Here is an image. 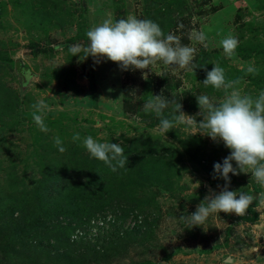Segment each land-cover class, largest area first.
Wrapping results in <instances>:
<instances>
[{
	"label": "rangeland",
	"instance_id": "obj_1",
	"mask_svg": "<svg viewBox=\"0 0 264 264\" xmlns=\"http://www.w3.org/2000/svg\"><path fill=\"white\" fill-rule=\"evenodd\" d=\"M167 5L176 22L171 30L161 22ZM130 15L194 47L193 64L122 70L68 51L87 46L86 32L104 19ZM196 31L206 34L207 47L190 38ZM228 35L239 40L232 58L220 45ZM253 62L258 74H246ZM214 65L226 79L240 78L244 94L264 90V0H0V264H70L72 250L87 254L85 264H264V206L254 202L243 216L213 214L201 227L179 219L195 212L210 188L220 191L225 181L213 179V165L230 150L184 125L163 135L156 114L143 108L162 93L199 122L197 96L220 101L224 93L205 87L195 67ZM39 100L50 108L46 133L33 120ZM136 103L138 112L130 109ZM163 115L171 119L173 107ZM77 132L81 141L73 142ZM87 136L121 144L126 166L113 172L91 157L82 145ZM229 176L231 191L264 193L250 173ZM60 194L65 207L42 200ZM15 225L43 227L35 241L50 244L53 255L29 250V237L23 244Z\"/></svg>",
	"mask_w": 264,
	"mask_h": 264
},
{
	"label": "clouds",
	"instance_id": "obj_2",
	"mask_svg": "<svg viewBox=\"0 0 264 264\" xmlns=\"http://www.w3.org/2000/svg\"><path fill=\"white\" fill-rule=\"evenodd\" d=\"M88 45L75 44L68 51L72 56L83 53L84 57L91 56L95 63L106 59L119 65L122 70L150 69V66L162 62L173 71L188 69L193 64L196 49L183 45L180 38L173 34L165 35L160 26L150 19H139L128 16L125 19L113 21L104 19L99 25L91 27L87 32ZM193 41L207 47V36L203 31H196L190 37ZM224 54L232 58L239 46V40L228 35L220 41ZM243 70V65L241 66ZM246 74H258L252 65L247 67ZM240 78L226 79L224 68L214 65L207 71L202 84L222 90L223 99L214 101L208 95L197 96L202 119L197 122L195 116L182 111V105L174 97L171 99L162 95H152L143 106L144 111L154 112L160 117L158 130L165 135L174 127L184 125L194 133L209 137L213 142H222L230 150L223 162L213 165V179H223V186L217 185L220 191L209 189L204 200L191 215L181 216L188 228L202 226L213 214H235L243 216L250 206H264V193L258 197L246 192L229 190L231 179L229 174L238 176L250 173L256 183L264 187V90L253 97L244 94L238 87ZM173 107L171 119L164 117L163 112L169 106ZM33 120L42 132L49 129L44 123V114L49 106L44 100L33 105ZM72 141H81L80 134L74 133ZM54 144L60 153L67 149L59 136L54 137ZM82 145L91 157L102 161L113 172L124 168L127 164L125 149L119 143L99 142L92 136L82 139ZM235 162V167L233 166Z\"/></svg>",
	"mask_w": 264,
	"mask_h": 264
},
{
	"label": "trees",
	"instance_id": "obj_3",
	"mask_svg": "<svg viewBox=\"0 0 264 264\" xmlns=\"http://www.w3.org/2000/svg\"><path fill=\"white\" fill-rule=\"evenodd\" d=\"M165 8H166L165 9V13H163V14L164 15L166 14L167 19H162L161 22H163V23L166 22L167 23V28L170 27V29H168V30H171L172 27L176 26V24H175L176 23L175 22V17L173 16V14H171V7H170V5H167ZM77 36H79V35H77ZM206 67L207 66H204V67H198V66H196L195 67V78H197V79H198V77L206 78V74H207V71L206 70L209 69L208 67L207 68ZM126 76H130V72ZM149 82L150 81L148 80V81H146L145 84H149ZM130 86L131 87L129 88V90H127L126 95H124L123 102L126 105H129V100L131 98H133V97L129 96V93H131L132 91H134V88L135 87L133 85H130ZM139 108H141L140 105L138 103H136L130 109L131 110L133 109V110H135V111L138 112ZM158 120H160L159 117H158ZM55 172H56V170H55ZM59 177H60V175H58L57 173H54L53 174L54 182H57L59 180ZM50 189H51V185H49L46 190L49 191ZM253 190L254 191H258L259 190V186L257 184H253ZM47 193H49V192H47ZM66 197H67L66 194H60L58 197L56 195V197H54V198H48V197H45V195H43L42 200L46 202L47 199H48V202H50V203H55L57 205H60V206L62 205L63 207H65L66 204H64L63 201L66 199ZM69 207H66V208L70 209ZM55 210H57V209H55ZM18 224L20 225V224H22V222L19 221ZM16 225L13 227V230H15L14 231L15 234H17L19 236H20V233H21L23 244H25V245L27 244V241H28V238L27 237H29V241H28L29 243L26 246L27 248L30 247L29 250H31L33 253H45V254H46V251H47V252H49L50 254L53 255V251L55 249H53L50 246V244H46L45 245L41 241H35L36 237H38L40 235V233L41 234L43 233V230H44L43 227H39V228H36V227H27V228H24V230H22L21 227L16 226ZM33 226H35V225H33ZM32 239H34V242L31 241ZM56 254H57V252H56ZM58 254H59V258H61V256H64L67 253L64 251L62 253L61 252H58ZM69 255H70L71 258H69L67 260H70V262H71L70 264H85L88 261L87 254H85L83 251H80L78 253H75L74 250H72V253H69Z\"/></svg>",
	"mask_w": 264,
	"mask_h": 264
},
{
	"label": "built area",
	"instance_id": "obj_4",
	"mask_svg": "<svg viewBox=\"0 0 264 264\" xmlns=\"http://www.w3.org/2000/svg\"><path fill=\"white\" fill-rule=\"evenodd\" d=\"M100 222L102 223V221H100ZM97 223H98V220L97 219L94 220V221L92 220L91 223H90V225L88 226V229L91 228V226L97 225Z\"/></svg>",
	"mask_w": 264,
	"mask_h": 264
}]
</instances>
